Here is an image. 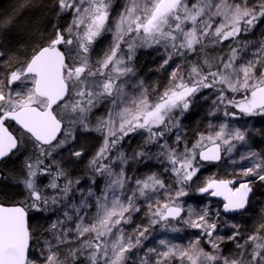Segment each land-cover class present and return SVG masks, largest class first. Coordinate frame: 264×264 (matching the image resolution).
Listing matches in <instances>:
<instances>
[{"label": "snow or ice", "instance_id": "snow-or-ice-1", "mask_svg": "<svg viewBox=\"0 0 264 264\" xmlns=\"http://www.w3.org/2000/svg\"><path fill=\"white\" fill-rule=\"evenodd\" d=\"M52 10L67 23L22 58L0 43V160L30 153L24 201L0 202V264H264V222L224 219L264 184V154L232 161L243 182L213 175L196 189L222 207L183 199L205 164L247 143L237 118L264 115V31L249 39L264 0H54ZM141 51L160 61L161 80L138 75ZM204 105L207 123L189 129ZM93 133L87 172L74 175ZM132 164L157 170L129 175ZM180 224L195 230L187 245L169 238Z\"/></svg>", "mask_w": 264, "mask_h": 264}, {"label": "rangeland", "instance_id": "rangeland-1", "mask_svg": "<svg viewBox=\"0 0 264 264\" xmlns=\"http://www.w3.org/2000/svg\"><path fill=\"white\" fill-rule=\"evenodd\" d=\"M117 4L122 3V0H116ZM117 11H119V8H117ZM0 21L3 20V15L2 11H0ZM9 26L7 24H0V43H3L7 47V39L5 37L6 31L5 28ZM264 31V27L259 28L256 30L254 36L259 37L260 32ZM110 40V37L107 39L103 40L102 43H100L97 47V52L94 53V57L96 58L100 50L103 49L104 47L107 46L108 41ZM147 54L145 52L141 51L138 53L137 57V63L136 67L138 69V73L140 71V65L141 61L144 57H146ZM149 56V55H148ZM160 61L158 60L157 67L159 65ZM151 68H145L142 70L141 74L139 75L141 78L146 76L150 77L151 76ZM152 79L154 80L155 77L152 76ZM209 105H204L202 108H199L197 111H195L193 114H191L189 119H186L183 121V123L189 127V129L196 128L197 126L201 125L202 123H207L206 120H204V116L207 112ZM99 115V113H98ZM235 127H241L242 129L247 131V143L244 144L243 146L238 145V151L230 154L229 156H225V159L218 164L215 165H209L205 164L204 167L202 168L201 172L198 174L199 179H197L191 186L192 188V193L189 194L188 197L183 198L185 201V207L188 205H191L192 207L196 208L199 210L200 208L204 207L209 201L207 200V196L200 195L196 189L199 186H202L203 181L211 177L213 175H216L218 178L221 179H231L233 175L238 174L240 169L236 165L232 164V161H239V157L241 154H244L248 152L249 150L255 151L261 154H264V115H255V116H247V117H240L237 118V120L234 122ZM15 134H18V130L15 131ZM96 134L93 133L91 136L84 137L81 139V143L85 146L87 155L84 156L78 166V169L74 171V175H79L82 176L87 172V165H88V160L91 157V155L94 153L95 148H92L93 144V137H95ZM97 141V140H96ZM139 142V138H137L135 141L132 142V146L135 147L136 143ZM98 146V144H96ZM130 151V149H129ZM154 151V149H153ZM30 153H25L26 155H29ZM66 155V154H65ZM25 156H20L19 158L17 157H12V159H18L20 161V169L19 171L15 174H10V178H7L0 183V189L7 187L8 190L12 193L13 196H20V192H23L22 185L18 183L19 179L22 178V163L25 158ZM155 163V161H153ZM248 166H251L250 164ZM67 167V165H65ZM139 165L137 164H132L131 170H129L128 174L133 175L135 174H145L148 173L149 171H156L157 169L155 167L152 168H144L142 172H136L137 169H139ZM9 173V172H8ZM46 182V181H44ZM241 182H243V178H241ZM256 184L255 182L252 184V186ZM16 187V188H15ZM253 188V187H252ZM17 189V190H16ZM254 189H256V194L257 196L254 198V201L249 205L248 210L246 213H242L240 215H236L235 218L233 217H224V219L229 220L232 223H237L242 225L243 229L246 230H251L255 225L258 223L264 222V185L263 186H257ZM23 196V195H22ZM24 197V196H23ZM258 197V198H257ZM211 200V199H210ZM211 201H216V200H211ZM213 208H216V206L220 207V204L217 205L216 203H211ZM142 215V214H141ZM37 219L34 221L35 223L32 224L34 227L37 226V223H43V218L40 217V215H36ZM54 218V217H53ZM135 223L128 229L131 231V228L135 227L136 223H140V218L135 217L134 218ZM250 226L247 227V224L250 223ZM45 227L47 226L46 224L44 225ZM177 227H180L182 229L181 232L178 233H169V238H173V242L181 245H187L188 242L195 237L192 235L194 233L193 229L190 228H185L184 225H176ZM224 231H227V229H224ZM223 234V233H221ZM175 237H181V239H174ZM148 243V246H152L150 242ZM231 247V245H229Z\"/></svg>", "mask_w": 264, "mask_h": 264}, {"label": "trees", "instance_id": "trees-1", "mask_svg": "<svg viewBox=\"0 0 264 264\" xmlns=\"http://www.w3.org/2000/svg\"><path fill=\"white\" fill-rule=\"evenodd\" d=\"M54 0H0V11H2L3 20L10 21L9 26L5 28L7 39V48L9 50L15 51L19 50L18 54H22L25 51H30V49L39 41L41 36H47L52 31V24L59 22L61 24H66L65 19L57 21L55 12L52 10ZM254 35L250 36L249 39H258ZM10 54L12 52L10 51ZM214 54V53H213ZM158 60L153 63L152 57L146 55L141 61L140 71L138 75L141 74L142 70L145 68H151L150 77H142L146 83L152 84L161 80L163 73L155 71L157 67ZM152 76L155 79H152ZM166 83V81H164ZM262 116V115H261ZM247 117V116H242ZM240 118V117H238ZM17 166H12L9 168L8 172L5 173V178H10V174H15L19 171ZM231 179H237L241 181V177L237 174L233 175ZM252 187L263 186L260 182L256 181ZM16 188V187H15ZM17 190V189H16ZM256 189H254V194L251 198V203L254 201V198L257 196ZM18 192H20L18 190ZM189 194L192 193V188L188 189ZM200 194V193H199ZM201 195V194H200ZM258 198V197H257ZM25 197L23 196H13L10 190L7 187L0 189V202L5 203L6 205L12 203H20L24 201ZM209 197L207 200L209 201ZM211 203L220 204L219 201H211ZM218 206H216L217 208ZM221 207V206H220ZM264 209V207H263ZM227 217V216H226ZM235 217V216H234ZM231 218V217H230ZM251 224V223H250ZM248 227V226H247ZM195 232V230L193 229Z\"/></svg>", "mask_w": 264, "mask_h": 264}, {"label": "flooded vegetation", "instance_id": "flooded-vegetation-1", "mask_svg": "<svg viewBox=\"0 0 264 264\" xmlns=\"http://www.w3.org/2000/svg\"><path fill=\"white\" fill-rule=\"evenodd\" d=\"M65 19V21H66V23H67V21H68V17H65L64 18ZM98 47V46H97ZM95 58V57H94ZM9 130L10 131H13V133L15 134V131L17 130V128L10 122V125H9ZM96 137V136H95ZM95 137H93V139H92V141H93V144H92V148H95V147H93V145H96V144H98V141H96V139H95ZM12 166H17V169L18 168H21L20 167V161L18 160V159H12V157L11 158H8V159H5L1 164H0V173H1V175H2V179H1V181H0V183L1 182H3L4 181V176H5V173L6 172H8V170H9V168H11ZM252 195H251V197H250V200H249V204H248V208H249V205L251 204V198H252V196H253V194H254V188H252ZM20 193V195L22 196L23 194V192H19ZM24 196V195H23ZM25 197V196H24ZM220 202V201H219ZM15 204H20V203H12V204H8V205H15ZM220 206L222 207V204L220 203ZM248 210V209H247ZM244 213H246V212H243V214ZM37 214H35L34 212H32V211H29V223L30 224H34L35 222L34 221H36V219H37V216H36ZM236 216V215H235ZM41 217V216H40ZM231 217H233V216H231ZM42 218V217H41ZM251 223V222H250ZM250 223H248L247 224V226L249 227L250 226Z\"/></svg>", "mask_w": 264, "mask_h": 264}, {"label": "water", "instance_id": "water-1", "mask_svg": "<svg viewBox=\"0 0 264 264\" xmlns=\"http://www.w3.org/2000/svg\"><path fill=\"white\" fill-rule=\"evenodd\" d=\"M18 130V126L14 123V122H11ZM5 160V159H4ZM4 160H0V164L4 161ZM219 162H214V163H208L209 165H215V164H218ZM2 179V175L0 173V181ZM237 187L239 186L238 184L236 185ZM253 193V192H252ZM252 193H250L249 195V200H250V197L252 195ZM211 200H217V201H222V198L221 197H217V198H210ZM6 206H11V205H6ZM235 215H240V214H230L228 215L227 217H231V216H235Z\"/></svg>", "mask_w": 264, "mask_h": 264}]
</instances>
